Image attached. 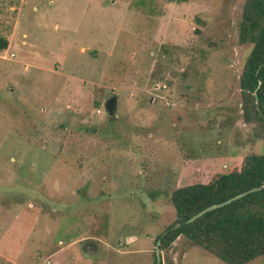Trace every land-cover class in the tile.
Segmentation results:
<instances>
[{
	"label": "rangeland",
	"instance_id": "374dc122",
	"mask_svg": "<svg viewBox=\"0 0 264 264\" xmlns=\"http://www.w3.org/2000/svg\"><path fill=\"white\" fill-rule=\"evenodd\" d=\"M244 3L0 0V264H155L174 190L264 152ZM161 254L227 264L183 235Z\"/></svg>",
	"mask_w": 264,
	"mask_h": 264
},
{
	"label": "trees",
	"instance_id": "16d2710c",
	"mask_svg": "<svg viewBox=\"0 0 264 264\" xmlns=\"http://www.w3.org/2000/svg\"><path fill=\"white\" fill-rule=\"evenodd\" d=\"M239 40L253 45L240 78L243 117L245 122L259 127L256 136L261 138L264 137V0H245ZM9 45V38L0 32V53ZM262 185L264 152L247 155L241 165L225 173H215L207 182L176 188L171 201L177 219L158 236L157 241L162 237L161 250L170 248L183 235L227 264H247L264 255V188L170 230L208 206Z\"/></svg>",
	"mask_w": 264,
	"mask_h": 264
},
{
	"label": "water",
	"instance_id": "95a60500",
	"mask_svg": "<svg viewBox=\"0 0 264 264\" xmlns=\"http://www.w3.org/2000/svg\"><path fill=\"white\" fill-rule=\"evenodd\" d=\"M257 105H258V108H259L260 112L263 114V112L260 109L258 99H257ZM105 108H106L107 114L111 118H116L118 116L117 115V112H118V97L117 96H113L110 99H108V101L105 104ZM263 188H264V185L256 187V188H252V189L246 190L244 192L238 193L237 195L231 197L230 199H228V200H226L224 202L208 206L207 208L201 210L200 212H198L197 214H195L191 218L187 219L186 221L177 223L172 228H170V230L180 228L184 224L191 223V222L195 221L196 219H198L199 217L203 216L205 213H207L209 211H212V210H214L216 208L225 206V205L229 204L230 202H232L234 200L240 199V198L246 196L247 194H249V193H251L253 191L262 190ZM161 240H162V237L157 241V245H156L157 264H163V262H162V254H161V247H160Z\"/></svg>",
	"mask_w": 264,
	"mask_h": 264
}]
</instances>
